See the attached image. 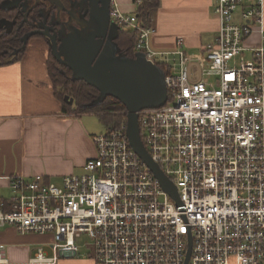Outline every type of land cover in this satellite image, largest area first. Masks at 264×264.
<instances>
[{
	"label": "built area",
	"instance_id": "built-area-1",
	"mask_svg": "<svg viewBox=\"0 0 264 264\" xmlns=\"http://www.w3.org/2000/svg\"><path fill=\"white\" fill-rule=\"evenodd\" d=\"M211 1L217 33L190 53L182 37L151 48L154 28L111 0L110 20L134 29V51L163 70L165 103L137 121L179 203L133 150L123 119L92 136L89 174L6 177L0 228L54 238L52 256L38 247L30 264L79 255L83 234L96 264H184L189 244L187 264H264V0ZM0 264H10L1 244Z\"/></svg>",
	"mask_w": 264,
	"mask_h": 264
},
{
	"label": "crops",
	"instance_id": "crops-1",
	"mask_svg": "<svg viewBox=\"0 0 264 264\" xmlns=\"http://www.w3.org/2000/svg\"><path fill=\"white\" fill-rule=\"evenodd\" d=\"M114 2L127 15L138 9L133 0ZM152 15L155 17L151 16L150 25L155 30L149 42L154 49H171L175 40L182 37L186 50L198 48V51L215 37L219 26L211 0H160ZM30 43L39 55L30 49L26 52V47L18 58L0 64V198L3 200L11 194L8 176L30 179L40 174L47 182L78 175L76 171H87L86 161L95 156L92 136L106 129H102L101 122L90 120L91 112L69 110L56 97L47 73L46 46L36 39ZM64 101L71 102L68 98ZM48 234L20 233L11 225L1 227L0 244L8 263L30 264L29 258L35 250L46 245ZM45 253L53 254L52 250L51 254ZM55 264H96V259L93 253L83 259L58 254Z\"/></svg>",
	"mask_w": 264,
	"mask_h": 264
},
{
	"label": "water",
	"instance_id": "water-1",
	"mask_svg": "<svg viewBox=\"0 0 264 264\" xmlns=\"http://www.w3.org/2000/svg\"><path fill=\"white\" fill-rule=\"evenodd\" d=\"M46 1L54 3L53 0ZM90 1L92 9L88 20L79 21L80 27L69 26L64 36L58 39V45L53 40L52 54L71 71L73 80H82L98 91L90 107L99 105L106 97L115 98L125 107L126 133L131 147L152 170L162 188L179 203L175 185L152 161L143 146L137 121L139 110L160 107L165 103L167 92L163 70L147 60L142 52H135L133 57L119 52L115 41L118 25L110 20L107 7L99 6L97 0ZM38 2L35 0L28 11ZM61 9H65L64 6ZM32 34L25 36L23 47ZM189 253L190 244L184 264H187Z\"/></svg>",
	"mask_w": 264,
	"mask_h": 264
},
{
	"label": "flooded vegetation",
	"instance_id": "flooded-vegetation-1",
	"mask_svg": "<svg viewBox=\"0 0 264 264\" xmlns=\"http://www.w3.org/2000/svg\"><path fill=\"white\" fill-rule=\"evenodd\" d=\"M34 2L35 0H0V64L18 58L34 39L46 46L47 57H54L51 48L53 40L58 45V39L64 36L67 28L80 27L79 21L88 20L92 9L90 0H53V4L39 0L36 7L28 11ZM97 2L99 6L107 7L110 14L111 0ZM62 6L65 9H61ZM69 18L71 20L66 23ZM29 33L33 34L23 47V40Z\"/></svg>",
	"mask_w": 264,
	"mask_h": 264
},
{
	"label": "trees",
	"instance_id": "trees-1",
	"mask_svg": "<svg viewBox=\"0 0 264 264\" xmlns=\"http://www.w3.org/2000/svg\"><path fill=\"white\" fill-rule=\"evenodd\" d=\"M160 0H142L138 6V21L142 25H150L151 16L154 10L159 6ZM136 31L134 29H124L119 26L115 41L119 47V52L128 57H133L134 43L136 40ZM46 67L49 79L54 89V94L62 100L67 109L80 112L100 113V109H108L113 114L121 117L125 115V107L115 98L106 97L99 105L90 107L89 104L97 97L98 91L82 80L72 79L70 70L59 64L51 55L47 57ZM68 98L71 102L64 101ZM116 124V123H115Z\"/></svg>",
	"mask_w": 264,
	"mask_h": 264
},
{
	"label": "rangeland",
	"instance_id": "rangeland-1",
	"mask_svg": "<svg viewBox=\"0 0 264 264\" xmlns=\"http://www.w3.org/2000/svg\"><path fill=\"white\" fill-rule=\"evenodd\" d=\"M155 11V10H154ZM153 11V12H154ZM152 17H155L154 15H152ZM155 30V28H154ZM172 30V29H171ZM256 38V36L254 35L251 39L254 40ZM31 42V41H30ZM28 43L27 45V49L25 50L26 52L30 49L34 52L35 55H39V53L34 49V48H31V43ZM47 45V44H46ZM151 48H155L152 44H150ZM196 49L198 48H190L188 50V52H191V53H195V52H198ZM135 52V51H134ZM101 111H99L100 113H97L96 111H93L91 112V121H98V122H101V127L102 129L106 126H109V125H114L115 123L118 124L119 122H121L123 119H126V115L124 116H120L118 114H113L112 112H110L108 109H103L101 108L100 109ZM76 174L78 175H82V174H89L88 171H76L75 172ZM52 182H58L57 179H52L51 180ZM54 241V238H53V235L52 233L48 234L47 238H46V245L43 246L44 248V251L47 252L48 254H51V250L50 248L48 247V245ZM89 238L86 236V235H81V237L77 238L76 239V244L79 246V255L75 256V258H80V259H83V256H90L93 251H92V248L91 246L88 244L86 246H83V243L85 242H89Z\"/></svg>",
	"mask_w": 264,
	"mask_h": 264
}]
</instances>
